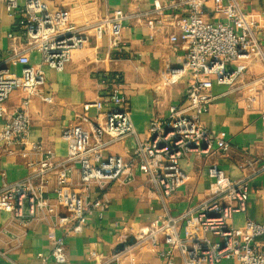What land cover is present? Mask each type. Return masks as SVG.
<instances>
[{"label":"built area","instance_id":"built-area-1","mask_svg":"<svg viewBox=\"0 0 264 264\" xmlns=\"http://www.w3.org/2000/svg\"><path fill=\"white\" fill-rule=\"evenodd\" d=\"M247 1L172 0L156 5L153 12L143 17L137 16L153 31L151 39L165 21L171 24L175 33L170 41L182 43L185 58L181 67L163 73L169 83L184 75H189L190 81L185 90L186 104L172 106L167 118L153 119L148 139L139 142L133 152L134 161L127 163L119 156L105 155L108 146L136 135L125 82L117 73L100 74L108 94L98 101L86 102L77 122L64 128V157L41 143L29 141L32 118L28 106L31 99L44 97L47 83L42 65L63 71L73 52L88 44L91 27L73 25L67 12L51 11L46 0H0L17 20V36L10 34V38L25 40L24 47L6 58L0 68V163L3 157L40 158L28 163L29 177L2 186L0 211L22 218L28 207L27 218L53 217L65 237L80 234L94 212L102 216L108 209L102 198H91L94 187L103 191L111 183L131 182L139 173L154 185L165 212L148 226L124 228L119 238L127 244L129 257L133 251L150 247L165 264H176L177 255L183 264H264V224L250 219L242 226L234 223V216L247 210L250 196L246 180L234 181L212 164L204 200L179 215L170 214L166 206V201L189 181L181 167L182 160L194 153L226 154L230 150L228 142L217 138L202 123L214 100L215 85L229 86L237 93L244 90L251 104L259 92H264V77L250 83L244 81L251 62L263 56L257 36L260 25L244 9ZM130 18L115 9L92 27L98 40L107 41L108 54L124 50V23ZM34 52L42 56L39 65L31 62ZM13 66H22L21 74L12 73ZM15 91H22L25 96L20 109L8 114L5 104ZM256 163L264 171V152ZM254 164L250 162L249 166ZM57 206L65 213H58ZM65 237L55 231L49 233L51 253L49 257L39 256L42 264L67 263ZM93 256L97 257L95 253ZM118 258L119 254L111 259Z\"/></svg>","mask_w":264,"mask_h":264},{"label":"crops","instance_id":"crops-1","mask_svg":"<svg viewBox=\"0 0 264 264\" xmlns=\"http://www.w3.org/2000/svg\"><path fill=\"white\" fill-rule=\"evenodd\" d=\"M46 1L51 11L67 12L73 25L91 29L88 31V44L84 49L73 52L63 71L42 65L47 83L44 97L31 99L28 106L32 118L29 141L41 143L57 156L64 157L67 154L64 128L77 122L86 102L98 101L108 94L100 74L117 73L125 82L124 92L136 135L108 146L105 155L133 162L137 145L149 137L152 120L167 118L172 106L186 104L185 90L190 76H180L175 83H169L168 76L163 73L169 68L181 67L185 58L182 43L170 41L174 28L165 21L154 31V38L151 39L153 31L144 20L137 19V16L153 12L156 5L162 6L172 0ZM115 9H121L131 18L124 23V50L108 54L107 41L98 40L92 27ZM244 9L259 22L257 36L263 52V56L256 57L246 70L244 81L250 83L264 77V0H248ZM16 23L17 20L7 13L5 5L0 4V68L4 67L6 58L16 55L25 45L23 38L12 39L9 36H17ZM30 58L34 65L42 63L38 52L32 53ZM10 71L21 74L22 66L10 67ZM212 94L214 100L208 113L202 117V123L217 138L228 142L230 150L226 154L194 153L182 160L181 167L189 175V181L166 201V206L172 215L196 207L208 194L209 166L217 164L230 179H244L249 183L247 210L234 216L235 225L242 226L247 219L264 224V171L256 163L264 152V92H259L252 104L248 102L244 90L237 93L229 86L215 85ZM24 96L22 91H15L6 102L5 111L12 114L20 109ZM39 159L36 155L28 159L3 157L0 190L4 184L29 177L31 170L28 163H36ZM250 162L255 163L253 167L249 166ZM91 198H102L107 202L108 209L102 216L94 212L82 233L67 237L62 229L55 226L53 217L46 220L27 218L28 207L22 218L0 211V264H42L39 256L49 257L51 253L48 235L52 231L66 238V264H165L156 250L150 247L141 252L133 251L131 257L134 261L129 257L127 247L119 250L125 245L119 238L124 228L148 226L165 212L156 188L144 175L138 173L128 183H111L103 191L94 187ZM52 202H55L54 199ZM57 211L65 213L60 206H57ZM117 254L118 260H112ZM175 263L183 264L182 258L177 255Z\"/></svg>","mask_w":264,"mask_h":264},{"label":"water","instance_id":"water-1","mask_svg":"<svg viewBox=\"0 0 264 264\" xmlns=\"http://www.w3.org/2000/svg\"><path fill=\"white\" fill-rule=\"evenodd\" d=\"M127 247V245L125 244V245H122L121 247H120V249L119 250H123V249H125Z\"/></svg>","mask_w":264,"mask_h":264},{"label":"rangeland","instance_id":"rangeland-1","mask_svg":"<svg viewBox=\"0 0 264 264\" xmlns=\"http://www.w3.org/2000/svg\"><path fill=\"white\" fill-rule=\"evenodd\" d=\"M235 220H236V222H238V219H237V217H235ZM238 226V225H237Z\"/></svg>","mask_w":264,"mask_h":264}]
</instances>
